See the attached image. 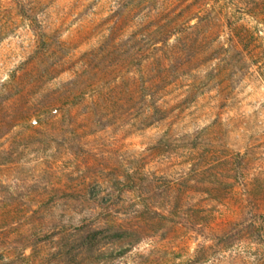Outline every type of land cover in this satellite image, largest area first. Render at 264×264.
Masks as SVG:
<instances>
[{"label": "rangeland", "instance_id": "obj_1", "mask_svg": "<svg viewBox=\"0 0 264 264\" xmlns=\"http://www.w3.org/2000/svg\"><path fill=\"white\" fill-rule=\"evenodd\" d=\"M0 264H264V0H0Z\"/></svg>", "mask_w": 264, "mask_h": 264}, {"label": "trees", "instance_id": "obj_2", "mask_svg": "<svg viewBox=\"0 0 264 264\" xmlns=\"http://www.w3.org/2000/svg\"><path fill=\"white\" fill-rule=\"evenodd\" d=\"M88 230H89V228H88ZM91 230V229H90Z\"/></svg>", "mask_w": 264, "mask_h": 264}]
</instances>
